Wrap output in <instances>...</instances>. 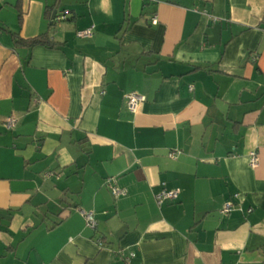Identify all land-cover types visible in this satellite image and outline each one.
Instances as JSON below:
<instances>
[{
	"label": "crops",
	"instance_id": "obj_1",
	"mask_svg": "<svg viewBox=\"0 0 264 264\" xmlns=\"http://www.w3.org/2000/svg\"><path fill=\"white\" fill-rule=\"evenodd\" d=\"M0 264H264V0H0Z\"/></svg>",
	"mask_w": 264,
	"mask_h": 264
},
{
	"label": "built area",
	"instance_id": "obj_2",
	"mask_svg": "<svg viewBox=\"0 0 264 264\" xmlns=\"http://www.w3.org/2000/svg\"><path fill=\"white\" fill-rule=\"evenodd\" d=\"M153 2H157V0H152ZM66 15L62 14L60 16H58V20L59 21H63L66 20ZM152 24H156L157 23V16L154 15L152 16ZM94 33V27H89L86 28L84 30H80L76 32V37L77 38H90L93 36ZM145 97L141 94L132 92V93H128L125 95V105L126 108L129 112L131 113H136V111L138 110V107L145 102ZM6 126L8 129H12L15 126V119L10 118L7 123ZM178 154V151H172L169 155L172 158H176ZM251 163L252 165L256 166L258 164V157L257 154L255 152L251 153ZM53 173L52 172H48L45 174V177H52ZM105 185L106 187L110 190L111 194L115 197H123L127 195V191L125 189H121L119 186H117L116 183V178L114 177H109L105 180ZM180 195V191L179 190H168L166 188H163L159 193L156 194L155 196V200L157 202L158 205H161L162 203H164L165 201H175L179 198ZM239 195L236 194L234 195V198H237ZM234 210V203L233 201H229L225 204L224 208L222 209V214H229L230 212H232ZM81 215L85 218L86 220V224L88 227L94 229L97 226L96 223V219H95V215L93 212H86L84 210L80 211ZM134 257V254H131L130 257L126 258L127 261H130V259Z\"/></svg>",
	"mask_w": 264,
	"mask_h": 264
},
{
	"label": "trees",
	"instance_id": "obj_3",
	"mask_svg": "<svg viewBox=\"0 0 264 264\" xmlns=\"http://www.w3.org/2000/svg\"><path fill=\"white\" fill-rule=\"evenodd\" d=\"M15 42L18 45H24L28 47H34L37 45L54 46L50 41V38L44 34L32 39H22L18 36L15 37Z\"/></svg>",
	"mask_w": 264,
	"mask_h": 264
},
{
	"label": "water",
	"instance_id": "obj_4",
	"mask_svg": "<svg viewBox=\"0 0 264 264\" xmlns=\"http://www.w3.org/2000/svg\"><path fill=\"white\" fill-rule=\"evenodd\" d=\"M55 17H56V13H54V15H53V20L55 19Z\"/></svg>",
	"mask_w": 264,
	"mask_h": 264
}]
</instances>
